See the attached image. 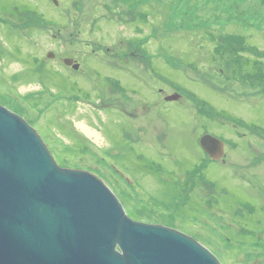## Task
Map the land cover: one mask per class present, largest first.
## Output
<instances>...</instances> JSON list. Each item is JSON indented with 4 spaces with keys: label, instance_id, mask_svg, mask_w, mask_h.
Masks as SVG:
<instances>
[{
    "label": "rangeland",
    "instance_id": "1",
    "mask_svg": "<svg viewBox=\"0 0 264 264\" xmlns=\"http://www.w3.org/2000/svg\"><path fill=\"white\" fill-rule=\"evenodd\" d=\"M117 3L0 0V104L36 128L61 166L102 179L131 217L187 232L223 264H264V209L244 204L257 201L247 180L264 182V0H148L143 24ZM142 38L148 72L142 60L125 67L143 81L114 72L140 104L134 116L107 105L120 94L104 92L113 83L105 69L73 73L49 56L61 43L79 54L95 42L131 39L135 48ZM158 88L181 97L164 101ZM203 133L223 139L228 153L225 164L206 161L204 177L217 185L212 206L206 181L190 200L189 170L206 158Z\"/></svg>",
    "mask_w": 264,
    "mask_h": 264
},
{
    "label": "water",
    "instance_id": "2",
    "mask_svg": "<svg viewBox=\"0 0 264 264\" xmlns=\"http://www.w3.org/2000/svg\"><path fill=\"white\" fill-rule=\"evenodd\" d=\"M201 145L223 155L211 134ZM0 264L223 263L185 232L132 218L102 179L61 166L36 128L0 104Z\"/></svg>",
    "mask_w": 264,
    "mask_h": 264
},
{
    "label": "flooded vegetation",
    "instance_id": "3",
    "mask_svg": "<svg viewBox=\"0 0 264 264\" xmlns=\"http://www.w3.org/2000/svg\"><path fill=\"white\" fill-rule=\"evenodd\" d=\"M117 6H118V4L116 5V7ZM145 6L146 5H143L141 7L142 8L141 9L142 12L145 11V9H144ZM116 11H118L119 13H121V12L123 13V10L119 9V8H117ZM146 14L148 15L147 12H146ZM127 16L129 17V15H127ZM146 16L144 18V17L138 16L137 13H135V12H131L130 13V17H131L130 20H132V21L141 20L140 22L143 24V23H147ZM0 21H1V18H0ZM0 24H1V22H0ZM137 28L140 29V27H138V25H137ZM144 29H146V28L142 27L140 29V32H141V30H142V33L145 32ZM136 33H139V32H136ZM54 36H56V35H54ZM59 36H61L60 32H59ZM61 38H62V36L60 37V39ZM137 41L138 42L136 43V47L135 48H133L134 41H131V39H127L125 41L121 40L120 44L122 46L121 45H119V46L115 45L113 47H109V46L104 47L102 44H100V43L97 44V42H95L94 43L95 45L91 49V52H88L87 48H83L82 49L83 51L82 50L78 51L79 54H74L73 52H71L72 50H70L69 48L67 49L66 48V44L67 43H61V48L59 49L60 51H58V53H55V52L51 51L50 52L51 53L50 57L54 58L56 56L55 54H57V59H55L57 61V63L62 65V66H64L66 68V70H68L70 72H73V73H86L85 72L86 69H89L88 71H93L94 70V72L96 74L97 73L101 74L102 70L104 71V69H105V71H107L109 73H105L104 72L105 73L104 76H107L106 79L108 81L109 80L113 81V83L108 84V86L105 88L104 92L109 90L112 93H116V94L119 93L120 94L119 96L115 95L114 98H108V99H106V96L104 94V98L107 101H109L107 103V105H109L110 107H112L116 111H119V112L124 113L126 115L129 113V114H132L134 116V115H137V114L139 115V113H137V112L140 110V108H139L140 104L136 101V99L133 98L132 95H128V91L127 90H124L122 88V86L120 85L119 80H117L115 78V75H119V73H114V72L117 71V70H125L127 72L125 74L126 76L130 75L133 78H136V79H139V80L143 81L141 76H140V74L135 73L133 67H129L131 69V71L128 70L127 67H125L126 65H130V64L134 65V62H136V61L140 62V60H142L146 64L147 72L149 70L148 54H147L146 59H144V57H143L144 56V50L143 49H144V46H145V43H146L145 39L142 38V40H140V41H139V39H137ZM90 44L91 43H89V42L87 43V45H90ZM104 48H105V51H104ZM140 48H141V52L138 51V50H140ZM80 52H81V55H80ZM108 54L109 55H113V60L109 63V65L106 64L107 63L106 59L108 58L107 57ZM88 58H89V60H88ZM66 59H71L69 64L65 63ZM89 61H90V63H89ZM86 62H88V65L90 67L86 66ZM100 67H104V68L101 69ZM93 68H99V69H93ZM121 74H124V73H121ZM79 87L81 88V86H79ZM82 88H81V90H82ZM133 92L137 93L136 91H133ZM157 92L163 98L164 101L177 102V100L181 97L180 96L178 99H174V100H167V97L175 95V94H178L179 92H173V93L166 94V91L163 88H158ZM115 99H119V101L117 102V100H115ZM144 104L148 106V104H150V103L148 102V103H144ZM130 106H132L131 109H129ZM142 108H144V107H142ZM128 118H130L132 120H137L135 117L131 118L129 116ZM206 134H211V133H203L199 137V144H200L201 147H202L201 138L204 135H206ZM211 135H213V134H211ZM213 136H215V135H213ZM215 137H217V136H215ZM217 138H219V137H217ZM219 139L223 142V155H221V157H219V158H213L202 147L204 152H205V154H206V158L204 160H202V162L200 164H196L195 166H193L189 170V172H190L189 184H190V198H191L190 200H191L192 204H195L196 201H197V195H196L197 194V188L199 186V183H202L203 181L207 182V188L209 189L208 192H207L208 193L207 194L208 195L207 196V201H209L208 205L212 206L211 204L213 203L214 198L217 197V193H215V191H214L215 186H217L216 183L213 182V180L210 181L207 178H205L204 177V173H205V170H206V168L208 166V163L206 161L210 162L212 160H216V161H221L224 164L227 163V154L228 153H227L226 144H225V141L223 139H221V138H219ZM138 157H139V159H143V161L147 160V158L143 154H139ZM147 162H149V161H147ZM260 162H262V161H259L256 164H259ZM152 164L154 165L155 169H158L159 171L161 170L160 167L155 166L154 163H152ZM152 164H150V165H152ZM251 164H255V163H251ZM251 164H249V165H251ZM253 166H255V165H253ZM253 166H249V168H252ZM202 167H204V168H202ZM171 171L175 172V170H171ZM196 173L199 174L200 179L197 178V174ZM130 178L127 177L126 180L128 181V183H133L134 180L130 179ZM247 182L250 184V186H253V188L252 187H247V188H249L251 190L254 189L253 191L257 195V198H256L257 201L256 202L255 201L252 202V201H249V200H245L244 204L248 205L247 207L251 208V209H258V208H263L264 209V201H263V204H261V205L258 203L259 199H264V182L260 181L259 185H251V182L248 181V180H247ZM182 232H185V231H182ZM185 233H187V232H185ZM188 235H190V234H188Z\"/></svg>",
    "mask_w": 264,
    "mask_h": 264
},
{
    "label": "trees",
    "instance_id": "4",
    "mask_svg": "<svg viewBox=\"0 0 264 264\" xmlns=\"http://www.w3.org/2000/svg\"><path fill=\"white\" fill-rule=\"evenodd\" d=\"M117 1H118V3H117L118 6H120V4H129L130 7L132 8L131 11L137 13L138 16L145 18V16L147 15L145 11L144 12L141 11V9H142L141 7L143 5H147L148 0H117ZM118 6L116 8H118ZM119 9H121V8H119ZM218 53H221V50H219ZM240 55H241L240 53H237L236 57H238ZM246 232H248V231H246ZM246 235H247V237H249L251 239H254L255 237H257V235L252 236V235H250V233H248Z\"/></svg>",
    "mask_w": 264,
    "mask_h": 264
},
{
    "label": "bare ground",
    "instance_id": "5",
    "mask_svg": "<svg viewBox=\"0 0 264 264\" xmlns=\"http://www.w3.org/2000/svg\"><path fill=\"white\" fill-rule=\"evenodd\" d=\"M115 193V192H114ZM116 194V193H115ZM117 195V194H116ZM117 197H118V195H117ZM126 209V208H125Z\"/></svg>",
    "mask_w": 264,
    "mask_h": 264
}]
</instances>
